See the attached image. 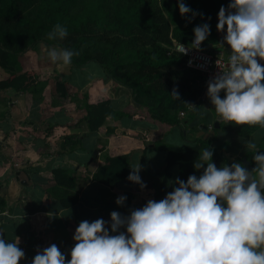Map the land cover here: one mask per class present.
<instances>
[{"label":"trees","instance_id":"1","mask_svg":"<svg viewBox=\"0 0 264 264\" xmlns=\"http://www.w3.org/2000/svg\"><path fill=\"white\" fill-rule=\"evenodd\" d=\"M183 2L192 10L186 16L180 14L177 0H0V68L7 74L6 80L0 82V89L11 88L26 97L32 96L33 102H40L43 83L47 81H41L36 73L25 69L21 56L41 44L67 49L76 53L70 63L73 68L97 64L104 82L113 81L129 90L132 103L141 111L139 117L176 128L182 134L188 130L192 132L199 125L195 118L202 110L201 98L207 85L204 74L186 67L185 56L171 52L173 41L188 44L195 39L194 28L208 24L210 35L203 44L208 52H215L221 37L227 33L226 26L224 32L217 29L219 10L222 6L227 9L230 0ZM57 24L65 27L68 35L63 40H49L48 34ZM63 83L65 81L55 82L56 92L61 96L67 95ZM174 89L179 99L172 96ZM86 99L84 95L82 101L76 100V108L84 111L88 132L104 130L110 146L114 145L92 174L94 182L113 188L125 180L134 187L135 183L128 177L131 156L138 148L142 156L148 150L165 152V166L153 194L155 201L164 199L178 186L175 184L177 178L186 183L190 175H196L194 164L202 149L213 151L212 160L218 169L232 165L215 149H210L207 141L189 136H183L184 146L160 141L152 147L141 143L136 148L133 146L137 141L135 135L119 133L116 126H105L107 121L119 123L137 119L135 113L114 109L109 100L89 104ZM189 105L195 107L188 110ZM180 112H184L185 117H179ZM187 115L194 119L186 120ZM257 128L221 122L212 133L226 132L246 141ZM68 140L73 146L79 142L78 139ZM257 150L264 152V136ZM254 154L247 150L242 156L253 169L256 167ZM173 167L178 168V176L171 182ZM70 171L73 172L55 169L52 172L54 186L76 189ZM60 200L63 206L71 207L76 204L77 197ZM140 208H143L140 202H133L130 211ZM122 232L126 233V228H122Z\"/></svg>","mask_w":264,"mask_h":264},{"label":"clouds","instance_id":"2","mask_svg":"<svg viewBox=\"0 0 264 264\" xmlns=\"http://www.w3.org/2000/svg\"><path fill=\"white\" fill-rule=\"evenodd\" d=\"M177 2L182 16L192 12L183 0ZM225 26L224 41L231 48L228 69L221 68L222 74L209 81L208 97L219 122L264 128V0H230L218 14V31ZM194 34L191 47L199 48L210 26L195 27ZM67 35L57 24L47 38ZM74 55L67 49L48 50L52 63L69 65ZM172 96L179 99L178 91ZM245 146L255 153L251 172L240 163L218 169L213 151L202 149L194 164L196 170L204 169L199 178L190 175L186 183L177 178L178 186L164 199L149 200L127 217L113 211L112 234L103 219L80 222L70 260L52 244L32 264H264V152L253 141ZM130 167L129 181L146 188L141 165ZM125 200L121 196L116 203L123 206ZM24 257L18 238L12 243L0 235V264H19Z\"/></svg>","mask_w":264,"mask_h":264},{"label":"crops","instance_id":"3","mask_svg":"<svg viewBox=\"0 0 264 264\" xmlns=\"http://www.w3.org/2000/svg\"><path fill=\"white\" fill-rule=\"evenodd\" d=\"M226 34L221 37L219 44L226 42ZM260 63L264 66V61ZM38 66L35 61L33 69L41 81H47L43 83L40 102H33L32 96L26 97L11 88L0 89V235L6 242L15 243L18 238V246L25 253L20 264H32L35 255L52 244L70 260L71 249L76 243L73 238L75 231L80 222L85 220L93 222L103 219L105 227L112 234L111 213L116 211L122 217H127L131 213L133 202H140L144 207L143 203L146 205L149 200H153L165 166V152L148 150L142 156L138 148L133 151L131 165H141L139 175L146 188L135 183L134 192L125 180L113 188L92 181V174L114 145L110 146L104 130L88 132L85 113L82 108H76V100H82L83 97H79V94L87 90L89 104H96L102 96L110 101L114 109L125 110L124 106L129 104L125 97H131V93L113 81L104 83L100 71L88 75L86 70L89 69V64L82 68H71L70 64L63 65L59 62L60 68L68 67L71 70L69 77H60V81H65L63 84L67 90V95L61 96L56 92L55 83H51L52 77L48 75V78L43 79L38 73ZM2 76L7 78V74L0 68V82L5 78ZM66 96L68 99L63 102L66 110L61 107L58 110L60 98ZM75 96L79 99L73 100ZM220 96L223 99L224 91ZM201 99L202 110L195 119L199 122V127L191 134H182L176 128L152 121L148 117H139L141 111L138 109V115L135 114L137 119H130L139 121L137 127L132 128V123L124 120L119 123L107 121L105 126H116L119 133L135 135L137 141L133 146L136 148L141 143L149 147L160 141L172 144L168 139L177 133L181 136V143L172 145L184 146L186 142L183 136L194 139L199 138L195 137L196 133L204 136L213 134L207 131L216 116L215 107L208 97V86ZM206 99L209 101L208 112L204 104ZM216 134L227 137L230 151L234 155L247 150L245 144L235 136L226 132ZM263 136L264 128L258 126L245 143L253 141L258 145ZM68 139H78L79 142L73 146ZM239 145L244 146V149ZM58 168L73 171H70V175L75 180L76 189L54 186L52 172ZM174 170L177 167L171 169V175ZM73 196L77 197L76 204L71 207L63 206L60 198ZM121 196L126 197L123 206L116 203Z\"/></svg>","mask_w":264,"mask_h":264},{"label":"rangeland","instance_id":"4","mask_svg":"<svg viewBox=\"0 0 264 264\" xmlns=\"http://www.w3.org/2000/svg\"><path fill=\"white\" fill-rule=\"evenodd\" d=\"M51 48H55V47H48V46H45L44 44H41V45H38L34 50H29L27 53H25L23 56H21V58H20V61H21V63H24V65H25V69H29V70H32L34 73H36L37 74V72H35V70L33 69V64L35 63V61H37L38 62V64H39V66H38V73L40 74V75H42V78L43 79H46V78H48V75L49 76H51L52 77V79H51V83H57V82H60V77L61 76H63V77H69L70 76V73H71V70H69L68 69V67H65V68H60V66H58L59 65V62L58 63H52L51 61H50V59H49V57H48V50L49 49H51ZM59 49V48H58ZM91 65V66H90ZM85 67V66H84ZM70 68V67H69ZM71 68H72V66H71ZM70 68V69H71ZM80 68H82V67H80ZM87 68H89L88 70H86V72H87V74L89 75L90 73L91 74H97L98 73V71H99V67L97 66V64H93V63H90L89 64V67H87ZM94 72V73H93ZM63 73V74H62ZM38 75V74H37ZM2 77H5L4 78V80H6V76H2ZM68 79V78H67ZM80 79H82V78H80ZM101 79H102V77H101ZM4 80H2V81H4ZM80 81V80H79ZM104 83H106V82H104ZM81 94V95H80ZM79 94V97H84V95H87V101L89 100L88 99V93H87V90H84L83 91V93H80ZM131 95V94H130ZM78 97V96H77ZM76 97V98H77ZM79 97H78V99H79ZM61 100L59 101V104H60V106H59V108H58V110L60 109V107H61V109L62 110H66V108L65 107H63V106H65L64 104H63V102H65V100L66 99H68V97L66 96V97H62V98H60ZM72 99V98H71ZM82 99V98H81ZM99 99H101L99 102H101V101H104V100H106L107 98H103L102 96L99 98ZM74 100V99H73ZM203 99H201V101H202ZM82 101V100H81ZM125 101H127L129 104H126V106H124L126 109V111L128 112V113H131V114H137V107H135L134 106V104L131 102L132 100H131V97H125ZM208 100L206 99V101H205V108H206V110H207V112H208V108H209V104H208ZM67 103V102H66ZM98 103V102H97ZM72 104H74V103H72ZM75 104H77V102L75 103ZM26 108H27V106H25ZM71 107H73V106H71ZM48 112V111H47ZM46 112V113H47ZM213 112V111H212ZM45 113V114H46ZM138 115V114H137ZM180 115V114H179ZM199 115V113L198 114H196V118H197V116ZM181 117H185V116H181ZM216 117L217 116H215V120H216ZM195 118V119H196ZM189 119H194V117L193 118H190V116H186V120H189ZM124 121H127V122H130V123H132V128H134L133 126H135V127H137V125H139L138 124V122L139 121H132V120H124ZM215 122V121H214ZM195 123H199V122H195ZM194 127V126H193ZM198 127H199V125H198ZM198 127H196V130H198ZM191 128V127H190ZM213 128H215L214 127V123L212 124V125H209V127H207V131H209V132H211L212 133V131H213ZM194 130V129H193ZM192 130V131H193ZM74 132H76L75 131V129L73 130ZM136 131H140L139 129H136ZM206 131V132H207ZM181 133V132H180ZM192 132H189V130H188V132L187 133H184L183 132V134H191ZM195 135V134H194ZM138 136H139V134H138ZM195 137H199L201 140H203V141H207L208 143H209V148L210 149H215L216 150V152H217V154L223 159V160H226V161H228V163H230V164H233V163H240V161H239V159H241L242 158V156H243V153L245 152H243V153H240V154H238V155H234V153L232 152L231 153V151H230V147L231 146H229V144H230V141L228 140V139H226L225 138V136L224 135H219V134H212V135H209V136H204V134H199V133H196V135H195ZM147 138V137H146ZM180 138H181V136L177 133L176 135H174V136H172V138L171 139H168L170 142H172V144H177V145H179L181 142H180ZM147 139H151L150 137H148ZM238 139V138H237ZM240 142H243L245 145H246V143H245V140L244 141H242V140H240ZM226 144V146H224ZM232 145V144H231ZM242 149H244V146H242V145H239ZM247 151V150H246ZM212 162H213V160H212ZM205 168H206V165H205ZM178 168H177V170H174V173H173V175H171V182H174L175 180H176V178H177V176H178ZM203 171H204V169H200V170H196V176H197V178H199L202 174H203ZM132 187V186H131ZM131 190L132 191H134L135 192V188H131ZM143 205L145 206V204L143 203Z\"/></svg>","mask_w":264,"mask_h":264},{"label":"built area","instance_id":"5","mask_svg":"<svg viewBox=\"0 0 264 264\" xmlns=\"http://www.w3.org/2000/svg\"><path fill=\"white\" fill-rule=\"evenodd\" d=\"M193 41L194 40L188 44L173 41L171 52H176L185 56L186 67L204 74L205 82L208 86L210 80H213L217 75L222 74L221 68L225 71L228 69L229 59L225 51L226 42L218 44L217 48L219 49L210 53L207 51V47L203 43L199 48L191 47ZM191 108L192 107L189 106L188 110H191ZM179 114V117L185 116L184 112H180Z\"/></svg>","mask_w":264,"mask_h":264},{"label":"water","instance_id":"6","mask_svg":"<svg viewBox=\"0 0 264 264\" xmlns=\"http://www.w3.org/2000/svg\"><path fill=\"white\" fill-rule=\"evenodd\" d=\"M226 54L228 55V59H229V55H231V48L229 45L226 46ZM220 122H222V121H220ZM220 122L218 121V117H216V120L214 122L215 129H217L219 127ZM240 164H242L246 168V170H248L249 172H251L253 169L251 163L246 159V157H242L240 159Z\"/></svg>","mask_w":264,"mask_h":264}]
</instances>
